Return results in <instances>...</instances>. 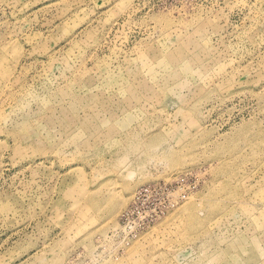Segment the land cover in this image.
<instances>
[{
  "label": "rangeland",
  "instance_id": "obj_1",
  "mask_svg": "<svg viewBox=\"0 0 264 264\" xmlns=\"http://www.w3.org/2000/svg\"><path fill=\"white\" fill-rule=\"evenodd\" d=\"M0 264H264V0H0Z\"/></svg>",
  "mask_w": 264,
  "mask_h": 264
}]
</instances>
